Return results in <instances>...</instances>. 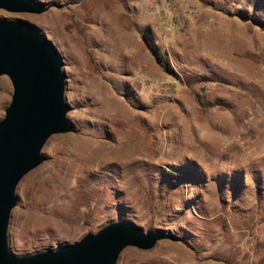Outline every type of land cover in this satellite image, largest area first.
<instances>
[{"label":"rangeland","instance_id":"374dc122","mask_svg":"<svg viewBox=\"0 0 264 264\" xmlns=\"http://www.w3.org/2000/svg\"><path fill=\"white\" fill-rule=\"evenodd\" d=\"M41 1L0 19L55 46L73 130L17 184L9 250L123 220L173 238L117 264H264V0ZM12 91L1 75L0 119Z\"/></svg>","mask_w":264,"mask_h":264},{"label":"water","instance_id":"95a60500","mask_svg":"<svg viewBox=\"0 0 264 264\" xmlns=\"http://www.w3.org/2000/svg\"><path fill=\"white\" fill-rule=\"evenodd\" d=\"M41 0H0L9 12L42 13ZM12 84L9 104L0 119V264H117L127 246L151 249L164 238L163 230H143L117 220L79 240L54 249L16 256L10 250L7 228L16 205L20 179L43 160L42 148L55 133L73 130L64 97L65 74L53 43L32 24L0 19V76Z\"/></svg>","mask_w":264,"mask_h":264},{"label":"crops","instance_id":"0c3cea01","mask_svg":"<svg viewBox=\"0 0 264 264\" xmlns=\"http://www.w3.org/2000/svg\"><path fill=\"white\" fill-rule=\"evenodd\" d=\"M256 234H257V231H251V233H250V237L255 236ZM255 247H256V246H255ZM253 248H254V246H253V247L250 246L249 250L252 251ZM253 251H256V250L253 249ZM254 254H256V260H260V259H259V256H257V254H258L257 251L254 252ZM252 257H253V256H252ZM253 258H254V257H253Z\"/></svg>","mask_w":264,"mask_h":264},{"label":"bare ground","instance_id":"6f19581e","mask_svg":"<svg viewBox=\"0 0 264 264\" xmlns=\"http://www.w3.org/2000/svg\"><path fill=\"white\" fill-rule=\"evenodd\" d=\"M136 125V124H135ZM137 131V130H136ZM136 134V133H135Z\"/></svg>","mask_w":264,"mask_h":264}]
</instances>
